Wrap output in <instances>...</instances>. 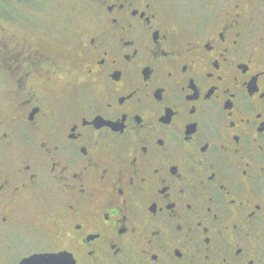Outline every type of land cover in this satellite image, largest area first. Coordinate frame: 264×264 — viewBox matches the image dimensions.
Returning a JSON list of instances; mask_svg holds the SVG:
<instances>
[{"label":"flooded vegetation","instance_id":"obj_1","mask_svg":"<svg viewBox=\"0 0 264 264\" xmlns=\"http://www.w3.org/2000/svg\"><path fill=\"white\" fill-rule=\"evenodd\" d=\"M199 3L0 16V264H264V0Z\"/></svg>","mask_w":264,"mask_h":264},{"label":"rangeland","instance_id":"obj_2","mask_svg":"<svg viewBox=\"0 0 264 264\" xmlns=\"http://www.w3.org/2000/svg\"><path fill=\"white\" fill-rule=\"evenodd\" d=\"M87 0H0V16L26 18L40 22L41 38L55 35L66 16L80 15ZM202 0H162L169 16L181 21L191 16ZM22 22V21H21ZM6 27V25H4Z\"/></svg>","mask_w":264,"mask_h":264},{"label":"water","instance_id":"obj_3","mask_svg":"<svg viewBox=\"0 0 264 264\" xmlns=\"http://www.w3.org/2000/svg\"><path fill=\"white\" fill-rule=\"evenodd\" d=\"M19 264H74L68 254H47L29 257Z\"/></svg>","mask_w":264,"mask_h":264}]
</instances>
